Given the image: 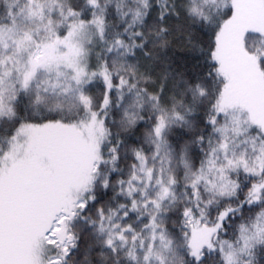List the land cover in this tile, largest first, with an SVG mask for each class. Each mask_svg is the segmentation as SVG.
I'll list each match as a JSON object with an SVG mask.
<instances>
[{
  "label": "snow or ice",
  "instance_id": "obj_1",
  "mask_svg": "<svg viewBox=\"0 0 264 264\" xmlns=\"http://www.w3.org/2000/svg\"><path fill=\"white\" fill-rule=\"evenodd\" d=\"M0 264H264V0H0Z\"/></svg>",
  "mask_w": 264,
  "mask_h": 264
}]
</instances>
